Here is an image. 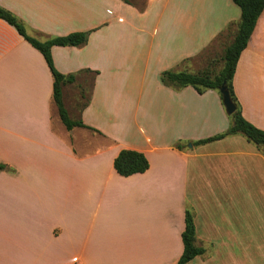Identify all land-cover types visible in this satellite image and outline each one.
I'll return each instance as SVG.
<instances>
[{
    "label": "crops",
    "instance_id": "1",
    "mask_svg": "<svg viewBox=\"0 0 264 264\" xmlns=\"http://www.w3.org/2000/svg\"><path fill=\"white\" fill-rule=\"evenodd\" d=\"M0 6L41 40L89 33L84 44L51 48L54 67L73 75L62 102L83 126L68 129L42 54L0 19V162L8 167L0 170V264H175L186 209L204 248L186 264H264V153L241 134L194 144L232 123L219 90L174 88L159 78L182 63L217 73L238 5ZM232 85L244 118L264 130V9ZM122 149L142 152L148 168L118 174L113 160Z\"/></svg>",
    "mask_w": 264,
    "mask_h": 264
},
{
    "label": "trees",
    "instance_id": "2",
    "mask_svg": "<svg viewBox=\"0 0 264 264\" xmlns=\"http://www.w3.org/2000/svg\"><path fill=\"white\" fill-rule=\"evenodd\" d=\"M240 8V19L232 33L231 40L223 47L220 55L222 67L217 73H212L209 69L198 72L165 70L160 73L159 78L162 83L174 88L186 85L193 86L198 92H203L208 88L218 89L225 82L230 97L235 105V110L230 114L232 123L226 131L218 135L195 141L194 144H202L208 141L223 138L228 135L241 134L254 143L258 149L264 153V130L256 127L246 120L242 115L240 105L235 95L232 78L240 53L246 47L250 36L254 30L257 19L264 9V0H232ZM0 19L5 20L13 26L17 32L36 50H38L53 77V101L57 106L58 114L64 125L70 129L73 126H83L81 121L71 120L63 106L61 87L66 82L73 81V75H64L55 67L51 55L52 46H78L84 44L88 39V32H71L62 36L38 39L26 31L24 25L9 10L0 6ZM231 28V27H230ZM116 172L122 176H129L134 173L144 172L148 166L146 156L137 150L122 149L113 160ZM8 169L5 163L0 162V170ZM183 250L175 264H186L197 255L204 253V248L196 245L195 225L193 213L190 209L185 210L184 229L181 233Z\"/></svg>",
    "mask_w": 264,
    "mask_h": 264
},
{
    "label": "water",
    "instance_id": "3",
    "mask_svg": "<svg viewBox=\"0 0 264 264\" xmlns=\"http://www.w3.org/2000/svg\"><path fill=\"white\" fill-rule=\"evenodd\" d=\"M219 92L221 94L222 101L226 109V112L228 114H231L235 110V105L230 97V94H229V91L227 89L225 82H223L222 85L219 87Z\"/></svg>",
    "mask_w": 264,
    "mask_h": 264
},
{
    "label": "rangeland",
    "instance_id": "4",
    "mask_svg": "<svg viewBox=\"0 0 264 264\" xmlns=\"http://www.w3.org/2000/svg\"><path fill=\"white\" fill-rule=\"evenodd\" d=\"M122 1H125V0H122ZM126 2H128V3H130V4H133L134 6H136L137 8H139V9H142L144 6H145V4H146V0H126ZM186 61H188V60H186ZM188 66H190L191 64L190 63H188L187 64ZM180 68H183V69H180ZM187 68V66L185 65V63H182V65L180 64V67H174V68H172L173 70H182V71H189V72H195V70H193V69H191V68H188V69H186Z\"/></svg>",
    "mask_w": 264,
    "mask_h": 264
}]
</instances>
